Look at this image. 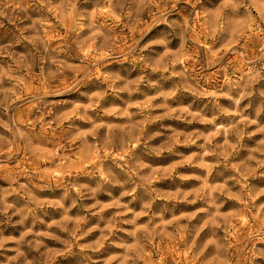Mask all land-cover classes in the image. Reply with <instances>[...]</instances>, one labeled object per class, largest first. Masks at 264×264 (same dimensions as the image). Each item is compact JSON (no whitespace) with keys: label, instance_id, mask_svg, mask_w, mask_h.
I'll list each match as a JSON object with an SVG mask.
<instances>
[{"label":"rangeland","instance_id":"obj_1","mask_svg":"<svg viewBox=\"0 0 264 264\" xmlns=\"http://www.w3.org/2000/svg\"><path fill=\"white\" fill-rule=\"evenodd\" d=\"M14 4L12 16L0 18V50L7 52V55L0 56V65L7 68L12 65L11 77L21 76L23 83L16 84L14 79L5 78L2 87L12 88L5 99V93L0 92V119L9 120V116L14 117L22 130H35L40 133L38 140L34 141L31 151L23 147L19 142L13 146V150L18 152L9 161L3 170H0V234L3 237H15L19 240L21 235L31 229V233L25 237V242L17 245L16 240H9L0 248V264H23L24 260H32L33 264H226L225 257L220 250L210 241L212 236L211 228H204L197 232L195 228L203 223L204 212H197V209L207 205L197 198V192L202 185V178L207 170L199 165V157L194 153H202L200 144L204 143L200 134L209 135L213 131L218 134L213 138L212 143L207 147L210 151H221L217 145L224 144L222 129H216L213 125L203 123L198 118L190 116L188 113L199 112L202 116L218 115L217 125H229L232 122H239L241 117L220 113L219 109L212 106L211 98L201 97L197 99L187 88L180 87L179 78L171 75V70L165 65L163 71L159 65L149 68L137 61L135 53L123 55V66L119 59L113 56H106L105 50L99 47V40H92L81 50V55L97 59L104 66L100 69L106 75L121 76L124 80L116 79L110 82L105 77H90L87 88L81 87V91L96 92L102 94L98 97L99 107L97 108L98 119L107 120L110 123L107 131L103 128L99 130V137L95 143L84 144L79 139H73L72 132L68 125L75 120L74 116L64 119L60 129L56 128L54 115L63 116L66 109L63 107L41 109L37 112L24 102L23 97L33 91H43L48 87L46 84V73H42L37 66L32 71H27L23 66L17 64L13 57L20 51L23 45H17L15 40L20 36L26 25L32 23V19L39 18L46 21L44 27L50 29L47 35L51 38L53 46L63 43L73 36L72 19H64L61 22L53 12L42 8L38 0H11ZM59 0H53V4ZM78 7H88L83 0H79ZM125 9H136L134 16L139 15L149 23L155 19L150 13H157L165 10L166 6L150 3V0H124ZM104 20V17H101ZM131 21L125 17L121 22L116 23L109 19L106 28L110 29L111 35L117 42L118 54L127 52L128 45L139 33L130 32ZM28 35L27 32L24 33ZM26 43V42H25ZM261 41L255 37L241 38L233 43L224 45V56L220 65H210L209 60L220 58L219 49L208 52L211 45L210 40H205L199 33L193 35V43L190 54L193 57L188 62L195 84L198 80L200 85L209 91L219 88L225 80L223 68L227 67L228 75L236 72L239 75L241 67L239 58L229 51L235 47L240 51L247 50L249 59L260 55L259 47ZM31 48V45H28ZM63 61V55L61 56ZM105 61H107L105 63ZM135 65V70L131 66ZM86 64L81 62L74 54L67 58V65L63 63L55 65L52 69L60 68L58 78L52 82V87H63L79 79ZM128 68L125 72L123 69ZM165 79H160L161 76ZM149 81H155L153 87ZM126 82L127 87L125 86ZM264 84V81L261 82ZM261 84L256 85L259 90ZM179 88V90H177ZM130 89L135 91L129 94ZM160 92H173L167 99L160 96ZM235 94V93H233ZM155 97V99H153ZM62 99L80 100L90 103L87 97H81L79 92L66 93ZM133 107L130 111L135 113L132 123L143 124L145 135L149 133H160L150 141V146L158 150L165 149L168 145L173 146V151H162L160 157L145 149L143 144L133 146V154H142L140 158L143 163L150 165L153 173L152 187L157 189L152 196L157 197L152 209L156 210L158 205H167L171 210L164 214V221L153 220L148 223L150 215H141L137 219V225L147 229L146 232L138 233V237H133L128 233L134 226L125 221L131 220L132 214L121 215L125 210L117 205V201L128 204L135 212L143 211V204L148 200V194L143 188L137 189L136 199L132 196L121 197L124 190L118 185H104L96 200L90 197L80 199L76 196L75 190L66 189V181L85 182V173L94 169L101 157H109L113 151L109 147V141L124 133L121 128H126L129 121L124 116L106 117L103 110ZM11 104L7 115L4 114V106ZM219 104L229 110L234 108L231 100L221 97ZM190 106V107H189ZM68 106L67 110H70ZM240 108L243 116L256 120L257 123L248 125L246 122L241 126L244 128L245 136L236 151L225 160L224 156H208L206 161L214 165L210 182H222L223 179L231 176H239L240 170L245 164L255 166V161H250L249 156L254 155L261 158L259 152L252 149L258 148V142L264 139V132L258 130L259 126H264V98L259 97L258 91L255 95L242 101ZM187 109V111H185ZM47 112V116L45 115ZM259 112V116H257ZM159 117V119H156ZM49 122L48 127H44V121ZM191 120V123H189ZM91 132V126H86ZM0 134L12 139L5 127H0ZM91 139V136H90ZM190 139H195L196 144H188ZM230 142H234L233 137H229ZM127 150L123 153L116 152L115 158L123 162L127 158ZM118 178L129 181L126 188H130L131 179L127 172L116 169ZM67 171L65 180H41L40 177L46 172L56 174ZM145 172L148 169H144ZM30 173V175H25ZM201 177V179H197ZM249 183L264 187V167L257 170V175L249 178ZM27 184L31 190V195L37 200L52 204L60 200L64 208L49 206L47 208H35L31 198L25 195L21 185ZM233 190L237 191L239 186H234V181H229ZM90 184L89 187H96ZM70 191L67 199L61 200L65 191ZM110 192L111 195L107 193ZM168 197H175L168 200ZM196 199V203L188 201ZM99 201L97 203L96 201ZM264 202V196L258 198L257 203ZM6 204L13 205L12 208L4 211ZM75 205V206H73ZM244 207L238 201L228 200L227 211L233 214H240ZM35 208V214L28 212V209ZM67 209V211H65ZM197 212L195 219L189 222L185 214ZM27 213V219L21 224L19 221ZM66 217L70 219H66ZM176 217H180L179 220ZM52 221L63 222L54 224L48 228ZM259 216L254 211L250 217L241 216L234 219L227 227L221 225L218 230L219 236H224L228 230H232L233 240L230 249L231 260L227 264H264V239L253 238L254 230L260 228ZM188 224V230L183 229V225ZM66 229V230H65ZM123 229V230H122ZM111 235L109 236V231ZM47 233L43 236H35V233ZM103 246L100 241L103 237ZM219 242V241H218ZM24 253V256L17 257L16 249ZM131 249V250H130ZM246 253V254H245ZM49 256L52 259H49Z\"/></svg>","mask_w":264,"mask_h":264},{"label":"clouds","instance_id":"obj_2","mask_svg":"<svg viewBox=\"0 0 264 264\" xmlns=\"http://www.w3.org/2000/svg\"><path fill=\"white\" fill-rule=\"evenodd\" d=\"M143 0H141V3ZM38 3L42 8L53 12L57 15V18L63 22L64 19H72L73 21V36L69 40L57 44L55 46L51 43V38L47 35L50 29L44 27L46 21L39 18L32 19V23L25 26L21 31L20 36L15 40L17 45H23L20 51L13 57L15 62L23 66L27 71H32L37 66L39 61V68L42 73H46V84L48 87L43 91H33L23 97L25 103L29 104L32 109L39 112L41 109H47L49 107L57 108L63 107L66 109L63 116L54 115V123L56 128L60 129L63 125L64 119L71 116L75 117V120L68 125V128L72 132L73 139H79L84 144L95 143L100 138L99 130L103 128L107 131V126L110 121L99 120L97 108L99 104L97 102L98 97L102 94L96 92L81 91V87L87 88L88 80L90 77H105L110 82H115L116 79L124 80L121 76L106 75L101 72L103 64L97 59L91 57H85L81 55V50L87 46L92 40H99V47L105 50L106 56H113L119 59L123 66V55H131L135 53L136 59L142 65L146 67H153L159 65L160 70L163 71L165 65L171 70V75H175L179 78L180 87L187 88L192 92L193 96L197 99L201 97L211 98L212 106L219 109L220 113L229 114L236 117H241L239 122H232L229 125L219 124L216 121L219 116L214 114L212 116H202L199 112L188 114L198 118L201 122L211 124L216 129H222L224 135V144L217 145V149H224L221 151H210L208 145L212 143L213 138L218 134L213 131L209 135L200 134L204 140V143L199 147L203 150L202 153H194V156L199 157V165L207 170L206 175L202 178L203 182L197 192V198L203 201L207 206L197 209V212H204L205 218L203 223L199 225V228L194 230L199 232L204 228L212 229V236L214 237L210 242L216 245V248L220 250L221 255L225 257L226 264L231 260L232 253L230 251L233 240L231 238L232 230L229 229L228 233L224 236L218 235L220 226L227 227L234 219H240L241 216L250 217L255 211L260 218V221L264 222V202L257 203L259 197L264 196V187H259L249 183V178L257 175V170L260 167H264V139L258 142L259 147L252 149L253 152H259L261 158H257L254 155L248 157L250 161H255V166H248L247 164L240 170L239 176H231L223 179L222 182H210L209 178L212 175L214 165L209 164L206 161V157L216 155L224 156L225 160L231 155L232 151H236L241 144L245 136L242 123L246 122L248 125L257 123L256 120L249 119L243 116V110L240 108L242 101L256 94L261 98H264V0H150V3L157 5V8L166 6L165 10L158 11L157 13H150L155 16L150 23L143 20L139 15L134 16L133 13L136 9H125L124 0H83L84 5H91L88 7H78L79 0H59V3L53 4V0H38ZM14 4L11 0H0V18L11 17L12 10H14ZM104 17V20H101ZM125 17L129 18L131 23L129 26L130 32H137L135 38L127 47V52L124 54H118L117 42L110 33V29L106 28L107 20L111 19L115 26L116 23L121 22ZM4 27L0 24V28ZM27 32L28 35L24 33ZM199 33L205 40H210L211 45L208 48V52L211 53L215 49L221 51L220 58L216 60H209L210 65H220L224 56V45L226 43H235L241 38H249L250 36L257 37L261 43L259 47L260 55L253 59H249L247 50L240 51L235 47L229 49L232 54L236 55L241 67L239 69V75H236L234 71L232 75H228L227 67H224L225 80L219 88L211 91L204 89L199 81L195 84L190 83L194 80L189 61L193 59L190 54V50L193 43V35ZM26 42V43H25ZM31 45V48L28 47ZM8 53L0 50V56L7 55ZM75 55L81 62H85L86 67L83 75L75 80L73 83L65 85L63 87H52L51 84L58 78L60 68L52 69L55 65L63 63L67 65V58L71 55ZM63 55V61L61 56ZM107 61H105L106 63ZM128 72V68L123 69ZM131 70H135V65L131 66ZM12 65L5 68L0 65V92L5 93V99H8L7 94L13 91L12 88L2 87L4 79H14L16 84H22L23 80L21 76L11 77ZM160 79H165L162 75ZM126 82L125 86L127 87ZM153 87L156 86L155 81H149ZM261 84L259 90L256 89V85ZM179 90V88L177 89ZM73 91L79 92L81 97H87L90 103H85L80 100L62 99L66 93ZM135 91L130 89L129 94ZM235 93V94H233ZM173 92H160L159 95L165 99L172 96ZM223 97L232 101L234 108L229 110L219 104V99ZM155 99V97H153ZM2 103V102H0ZM68 106H71L70 110ZM11 104L4 106V114L7 115ZM133 107L132 104H128L127 107L120 109H108L103 110L106 117H120L124 116L129 121L126 128H121L120 132L124 133L116 138V140L109 141V147L113 149L109 157H101L100 162L96 164L94 169H90L85 173V182L79 183L75 180L66 181L67 171L61 173H48L40 177L41 180H65L64 186L66 189L75 190L76 196L80 199L90 197L96 200V197L100 189L106 185L111 184L113 186L118 185L122 189L121 197L132 196L133 201L136 199L137 189L143 188L145 193L148 194V200L143 204V211L141 213L135 212L128 204H120L117 201V205L122 207L125 211L121 215L127 213L132 214V219L125 221V223L132 224L133 230L128 234L133 237H138V233L146 232L147 229L143 226L137 225V219L141 215L149 216L148 223H152L153 220L164 221V214L171 209L167 205H158L156 210L152 209V204L155 203L157 197L152 196L157 189L152 187L153 173L151 167L148 164L143 163L140 158L142 154H133V146L143 144L145 149H148L152 154L157 157L162 155V151H173V146L168 145L163 150H158L155 147L150 146V141L160 135V133H149L145 135L143 124L132 123L135 113L130 111ZM190 107V106H189ZM187 111V109H185ZM47 116V112H45ZM259 116V112H257ZM156 119H159L157 117ZM191 123V120H189ZM44 127L49 126L47 120L44 121ZM86 126H91V132L86 129ZM0 127H5L6 130L11 133L12 139H8L6 136L0 134V170L5 168V165L11 161L16 155L17 151L13 150V146L19 142L23 143V147L29 151L33 148L34 141L38 140L40 133L35 130H22L18 121L9 116V120L5 121L0 119ZM258 130L264 132V126L258 125ZM91 136V139H90ZM234 138V142L229 141V137ZM188 144H196L195 139H190ZM127 150V158L121 162L115 158L116 152L123 153ZM112 165H115L116 169L127 172L128 176L135 177L131 179V187L126 188V184L129 181L118 178L116 171L113 170ZM144 169H148L147 172ZM30 175V173H25ZM201 179V177H197ZM234 181V186H239L237 191L233 190V186H230L229 181ZM90 184H96V187H89ZM24 189L25 195L29 196L35 205V208H47L54 206L56 208H64L63 203L60 200L48 204L47 202L39 201L35 196L31 195V190L27 184L21 185ZM111 195L110 192L107 193ZM70 196V191H65L63 199H67ZM175 197H168V200H173ZM228 200L238 201L244 205L240 214L229 213L226 208ZM99 203V201H96ZM189 203H196V199L188 201ZM0 203H4L0 200ZM75 206V205H73ZM13 205L6 204L4 211L12 208ZM35 208L28 209V212L35 214ZM67 211V209H65ZM197 212L185 214L187 220L191 222L195 219ZM27 219V213L19 223L23 224ZM66 219H70L66 217ZM177 220L180 217H176ZM63 222L52 221L48 224V228H51L54 224H60ZM184 230H188V224L183 225ZM66 230V229H65ZM123 230V229H122ZM31 233V229L24 232L19 240L15 237H3L0 234V248L4 247V244L9 240H16L17 245L25 242V237ZM109 231V236L111 235ZM35 236L47 235V233H35ZM253 238L264 239V223L260 224V228L254 230L252 234ZM108 239L105 236L100 241L99 246H103V240ZM219 241V242H218ZM131 250V249H130ZM17 257L24 256V253L19 248L16 249ZM246 254V253H245ZM49 259H52L49 256ZM23 264H33L32 260L25 259ZM47 264V262H45ZM92 264H96L95 261Z\"/></svg>","mask_w":264,"mask_h":264}]
</instances>
